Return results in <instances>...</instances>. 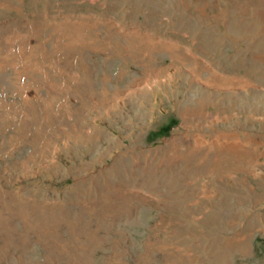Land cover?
Masks as SVG:
<instances>
[{
	"label": "rangeland",
	"instance_id": "374dc122",
	"mask_svg": "<svg viewBox=\"0 0 264 264\" xmlns=\"http://www.w3.org/2000/svg\"><path fill=\"white\" fill-rule=\"evenodd\" d=\"M1 1L0 264H264V0Z\"/></svg>",
	"mask_w": 264,
	"mask_h": 264
},
{
	"label": "bare ground",
	"instance_id": "6f19581e",
	"mask_svg": "<svg viewBox=\"0 0 264 264\" xmlns=\"http://www.w3.org/2000/svg\"><path fill=\"white\" fill-rule=\"evenodd\" d=\"M3 5V3H2V1L0 0V6H2ZM9 42V41H8Z\"/></svg>",
	"mask_w": 264,
	"mask_h": 264
}]
</instances>
